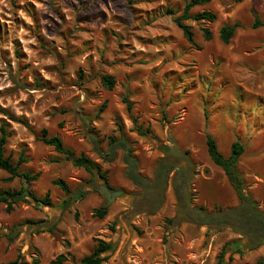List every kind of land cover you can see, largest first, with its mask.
<instances>
[{
    "label": "rangeland",
    "instance_id": "obj_1",
    "mask_svg": "<svg viewBox=\"0 0 264 264\" xmlns=\"http://www.w3.org/2000/svg\"><path fill=\"white\" fill-rule=\"evenodd\" d=\"M186 2L0 0V108L8 113L0 112V127L5 124L10 134L6 155L15 163L21 156L28 159L20 172L40 173L26 184L8 181L0 170V191L24 186L39 200L30 198L11 211L0 205V264L19 254L22 264H52L61 254L64 264H79L96 239L116 244L104 264H215L224 246L232 264L264 259V245L246 250L244 237L233 230L198 225L185 216L173 189L174 173L165 189L143 190L125 177L123 150L104 162L93 145L98 138L105 151L108 137L122 138V126L144 177L152 181L158 161L167 158L190 176L189 208L213 211L239 201L211 161L206 135L225 156L238 141L245 149L239 160L245 192L264 211V0H212L195 8L194 14L217 15L214 23L186 21L196 47L174 22ZM234 24L239 27L225 45L219 30ZM203 28L211 32L210 41ZM106 75L116 81L112 91L101 83ZM133 120L151 135H139ZM42 129L100 164L107 181L43 144ZM57 178L67 183L71 197L53 185ZM104 186L123 195L99 219L94 214L106 204ZM46 196L48 206L40 202Z\"/></svg>",
    "mask_w": 264,
    "mask_h": 264
},
{
    "label": "trees",
    "instance_id": "obj_2",
    "mask_svg": "<svg viewBox=\"0 0 264 264\" xmlns=\"http://www.w3.org/2000/svg\"><path fill=\"white\" fill-rule=\"evenodd\" d=\"M212 0H187L183 6L182 13L180 16L174 18V22L179 29L182 30L184 37L188 44L197 46L194 41V33L186 21L192 20L196 22H210L214 23L217 20L216 13L212 11H202L193 13V10L198 7H204L211 3ZM243 1V0H239ZM169 15H175V11L172 9L168 10ZM239 27L238 24L224 25L219 30L220 41L228 45ZM204 39L210 41L212 34L207 28L202 29ZM103 87L109 91L115 88L116 81L113 76H103L101 78ZM123 103L126 105L127 111L130 113L132 105L127 97L123 98ZM103 107H106L104 105ZM103 110V109H102ZM0 112L8 116L7 111L0 108ZM11 120L21 123L28 128H31L28 122L24 119H15L10 117ZM135 130L141 136L151 135L149 128L143 129L142 126H138L137 121L133 120ZM121 139H116L112 136L108 137V144L105 151L101 148L103 141L93 139V145L104 162H112L116 157L118 150L124 151V162L126 164L125 177L131 181L135 186L147 190L149 188L160 190L167 187L170 175L174 173V192L179 201L181 209H183L185 216L198 225L208 226L214 229H231L237 234L241 235L245 239L243 248L246 250H256L264 245V211H262L255 200L245 192V181L239 171V160L244 154V146L236 141L231 144L230 152L228 156H225L218 148L215 139L207 134L206 135V147L207 153L211 161L221 168L225 173L230 186L234 189L236 196L239 201V205L236 207L222 208L217 207L213 211H208L204 207H193L189 208L188 203L192 200V194H187L186 184L190 180L187 175V171L183 169H177L173 162L167 161V158H162L158 161L153 180L150 181L144 177L140 171V163L136 156L133 155V150L128 146V141L125 138L122 126H120ZM10 134L5 124L0 127V170L6 172L9 175L8 181L14 179H22L26 184L37 181L40 177V173L31 174L26 172H20V168L24 163L28 162V159L21 156L18 162L15 163L13 160L6 155V146L9 143ZM39 140L54 149L62 159L72 163L77 168L84 169L91 175H99L100 178L106 179V171H103L100 164L96 163L89 156L84 153L77 154L74 150L67 148L60 136L50 135L47 129L40 131ZM166 155V151H164ZM187 155V152L184 156ZM180 178V182L176 183V179ZM53 185L66 194L70 195L71 191L67 183L60 178L53 181ZM74 197V196H73ZM72 197V198H73ZM38 201L36 195L27 187H20L19 189H7L0 191V205H5L8 211H11L14 206L20 202H27L29 199ZM44 205H50V200L46 196L41 200ZM69 203V200L65 201ZM108 213V205H102L97 208L94 216L103 219ZM26 223H33L32 221H26ZM116 250V244L112 242H106L102 239H96L93 250L86 256H84L79 264H104L109 254ZM228 252L227 247L224 246L216 258L215 264H232V258L226 260V253ZM237 253H241L238 250ZM66 257L64 254L59 255L52 264H64ZM2 264H22V255H18L14 260L2 263ZM35 264H38L37 262ZM255 264H264V259L258 260Z\"/></svg>",
    "mask_w": 264,
    "mask_h": 264
},
{
    "label": "water",
    "instance_id": "obj_3",
    "mask_svg": "<svg viewBox=\"0 0 264 264\" xmlns=\"http://www.w3.org/2000/svg\"><path fill=\"white\" fill-rule=\"evenodd\" d=\"M101 194L103 195L106 205H111L116 199L120 198L123 195V191L120 189H114L109 186H104L101 190ZM236 243L232 244V248L237 250L238 247L235 246Z\"/></svg>",
    "mask_w": 264,
    "mask_h": 264
}]
</instances>
